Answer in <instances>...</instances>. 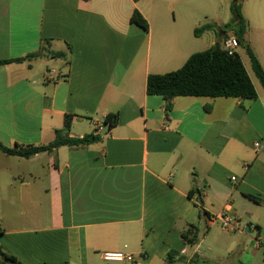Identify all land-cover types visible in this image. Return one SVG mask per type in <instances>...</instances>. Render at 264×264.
Returning a JSON list of instances; mask_svg holds the SVG:
<instances>
[{"label":"crops","instance_id":"crops-1","mask_svg":"<svg viewBox=\"0 0 264 264\" xmlns=\"http://www.w3.org/2000/svg\"><path fill=\"white\" fill-rule=\"evenodd\" d=\"M242 1L245 39L264 68V0ZM149 3L0 0V61L50 40L42 57L0 67V142L49 144L66 116L68 137L99 136L30 158L0 152V246L22 264H223L237 249L251 264L264 254V88L248 71L255 100L175 97L167 114L148 76L181 69L219 39L206 47L195 35L193 8L171 18L168 0ZM136 10L148 30L131 22ZM49 70L60 78L46 81ZM113 113L117 126L96 132ZM222 214L239 229L209 220ZM190 225L193 246L182 237ZM108 251L135 261L106 262Z\"/></svg>","mask_w":264,"mask_h":264},{"label":"trees","instance_id":"trees-1","mask_svg":"<svg viewBox=\"0 0 264 264\" xmlns=\"http://www.w3.org/2000/svg\"><path fill=\"white\" fill-rule=\"evenodd\" d=\"M134 1L138 2L139 0ZM242 2V0H232L230 9L233 19L230 24L224 25L223 28H215L213 25L203 24L195 29L194 33L196 36H200L207 31H214L219 39L218 44L204 51L201 50L193 53L181 69L165 74H150L148 76L146 92L149 95L163 97L167 114L173 109V99L175 97L200 96L247 100H255L258 97L257 90L248 75V70L240 55L238 53L229 55L224 49V40L229 30H231L234 36L239 40L240 46L246 48L254 75L264 88V68L245 39L247 22L242 14ZM131 22H134V24L139 25L145 30L149 29L147 19L138 10L133 13ZM49 42L50 40H43L41 50L27 57L15 60H1L0 67L10 63H23L35 57H42L45 50L44 44ZM56 56L61 58L65 57L60 53H57ZM206 110L210 112L212 107H206ZM71 118L70 116H66L64 128L56 133L55 140L49 144L42 146L17 145L15 148H9L0 142V152L9 157L30 158L63 146L83 147L99 140V136L93 134L85 135L83 138L68 137L67 133L71 130ZM118 123V113L107 115L105 124L108 126L109 131L116 127ZM193 192L194 191L191 190L190 195L194 194ZM199 235V229L190 225L182 234V237L187 244L193 246L197 243ZM0 262L1 264H22L16 257L4 252L1 246Z\"/></svg>","mask_w":264,"mask_h":264},{"label":"rangeland","instance_id":"rangeland-1","mask_svg":"<svg viewBox=\"0 0 264 264\" xmlns=\"http://www.w3.org/2000/svg\"><path fill=\"white\" fill-rule=\"evenodd\" d=\"M184 1H187V0H184ZM188 1L190 3L189 5H186L185 2L180 5L179 1L168 0L165 11L172 18L173 12H176L177 15L180 14V12L182 11L181 7H183L187 11L193 8V10L198 14V18L201 21L200 26L203 24H210V25H213L215 28L217 27L223 28L224 25L226 24L228 25L232 22L233 15L230 9L232 0H188ZM144 3L150 6L149 0H144ZM226 30L228 31L227 28ZM203 35H204V41H205L204 44L207 47L210 39L215 38L216 34L212 33L211 31H207ZM228 36H234L231 30H229ZM238 53L240 57L243 59V61L245 62L248 68V71L250 72L249 74L251 75L253 81L258 87L261 88L262 85L260 81L254 75L252 64H251L249 55L246 51V48L245 47L239 48ZM54 65H57V64L55 63ZM252 235L253 237L256 236V234L255 235L252 234ZM201 251H203V249H201ZM238 253L239 252L237 249L234 253L227 256V260H224L223 264H244V263L239 262L240 257ZM245 257H248V253L245 254ZM263 262H264V254L260 253L258 258H256L251 264H263Z\"/></svg>","mask_w":264,"mask_h":264},{"label":"built area","instance_id":"built-area-1","mask_svg":"<svg viewBox=\"0 0 264 264\" xmlns=\"http://www.w3.org/2000/svg\"><path fill=\"white\" fill-rule=\"evenodd\" d=\"M224 47H225L224 49L229 55H235L238 49L240 48V42L236 36H229L228 38L226 37V39L224 40ZM59 78L60 76L52 70H49L47 74L44 76V79L46 81H55L58 80ZM105 127H107V125L104 122H100L97 125L96 132H101L102 130H105ZM254 146L257 150H260L262 147L261 142H257L256 144H254ZM231 179L234 182L237 181L236 176H233ZM209 220L212 223H214L215 221L219 222L221 229L225 232H231L236 229H239L238 221L233 215L222 214L218 217L212 216L209 218ZM102 259L110 263L111 262L132 263L135 261V257L133 256V254L125 253L121 251H108L102 253Z\"/></svg>","mask_w":264,"mask_h":264}]
</instances>
